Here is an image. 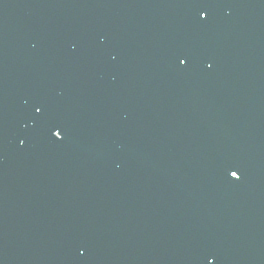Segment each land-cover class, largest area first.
Segmentation results:
<instances>
[{"label":"water","instance_id":"obj_1","mask_svg":"<svg viewBox=\"0 0 264 264\" xmlns=\"http://www.w3.org/2000/svg\"><path fill=\"white\" fill-rule=\"evenodd\" d=\"M0 264H264V0H0Z\"/></svg>","mask_w":264,"mask_h":264}]
</instances>
